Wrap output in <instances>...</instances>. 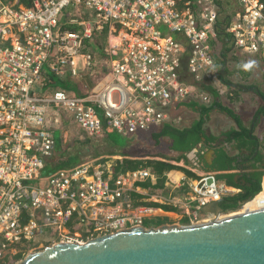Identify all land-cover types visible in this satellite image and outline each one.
<instances>
[{"label":"built area","instance_id":"1","mask_svg":"<svg viewBox=\"0 0 264 264\" xmlns=\"http://www.w3.org/2000/svg\"><path fill=\"white\" fill-rule=\"evenodd\" d=\"M235 5L220 18L216 0H30L26 6L0 0V261L42 231H52L47 239L79 243L145 226L165 215L160 204L189 208L180 225L264 208V174L237 210L202 217L205 205L240 188L210 170L187 181L184 195L171 196L148 195L136 185L156 179L147 168L113 177L110 163L82 162L44 172L60 115L89 135L148 132L166 116L161 105L186 97L209 101L200 84L217 78L218 36L264 53V1ZM67 8L72 13L63 14ZM105 26L100 57L93 37ZM184 57L196 82L180 75ZM83 75L91 85L79 82L77 92L54 85V77L73 83ZM133 193L159 205L135 203Z\"/></svg>","mask_w":264,"mask_h":264},{"label":"crops","instance_id":"2","mask_svg":"<svg viewBox=\"0 0 264 264\" xmlns=\"http://www.w3.org/2000/svg\"><path fill=\"white\" fill-rule=\"evenodd\" d=\"M226 6L223 5L224 11ZM221 40V42L220 40L217 41L223 47V51L220 53L221 57L215 56L213 53L216 72L220 73L225 58L226 73L221 78L223 80L226 79L227 82L239 83L246 89L234 88L229 86L227 82L226 84L223 83L218 78L208 80L200 84V86L209 96V101L204 102L192 97H186L180 101L172 100L165 105H161L159 109L166 116L152 130L157 131L164 123H169L177 128L189 127L195 120L200 118L201 108L210 105L215 99L220 105L226 107L228 112L216 106L212 107L207 113L204 123L205 134L218 137L216 145L223 144L227 154L233 158V166L229 170L213 172L216 175L227 172L235 173V178L244 174L260 172L262 177L264 174V53L242 51L233 46V43L223 38V36ZM215 46L217 45L215 44ZM94 47L101 57L102 48L98 49L96 45ZM249 63H251V66L245 69L244 65ZM180 75L187 82L195 81L193 75L186 69L185 57L181 65ZM80 79V81H77L78 84L81 82L89 86L85 75ZM57 80L54 77V85ZM61 82H65V80ZM205 85H211L217 89V97H214L210 90L205 88ZM150 131H148L149 134ZM228 132L236 135L232 138H227L225 141L226 135L224 133ZM139 135L140 133L137 134L136 138H139ZM170 143L171 140L168 136H161L157 143L148 135V154L154 152L158 154L156 157L160 159H162V155H165V158H169L170 163L180 167V169H173L167 175L168 178L165 185L172 189L174 194L184 195L188 190L186 182L195 179L198 176V172L207 170L205 169L206 164L212 163L215 156L214 149L207 147L204 143H199L185 157H181L178 152H173L169 149ZM137 144L142 145L139 142H135L130 148ZM150 145L152 146L151 149H149ZM163 205L167 204H160L162 207ZM171 207L174 209H164L165 215L157 216L164 218L163 223H170L173 219L171 215H174L178 220L172 221V223L182 224L188 221L187 211H189V208L186 211L182 206ZM176 209L182 210L184 215L183 213H175L174 210ZM207 214L210 213L204 209L200 211V216L202 217Z\"/></svg>","mask_w":264,"mask_h":264},{"label":"water","instance_id":"3","mask_svg":"<svg viewBox=\"0 0 264 264\" xmlns=\"http://www.w3.org/2000/svg\"><path fill=\"white\" fill-rule=\"evenodd\" d=\"M225 62L224 58L222 78ZM227 84L246 89L239 83ZM220 202L203 209L222 214ZM14 264H264V208L194 225L134 226L79 243L58 241L28 252Z\"/></svg>","mask_w":264,"mask_h":264},{"label":"trees","instance_id":"4","mask_svg":"<svg viewBox=\"0 0 264 264\" xmlns=\"http://www.w3.org/2000/svg\"><path fill=\"white\" fill-rule=\"evenodd\" d=\"M22 2L25 6L30 4V0H22ZM216 2L221 9H223V0H216ZM222 16V18H226V14ZM106 31L107 27L105 26L100 34H94L93 40L98 49L102 48L100 40L106 35ZM220 32L221 31L218 29V33ZM218 40H220V42L222 41L220 36H218ZM216 76L226 84V79L223 80L218 73H216ZM60 83L64 88L74 90L72 83H67L66 81H60ZM205 88H208L211 94L214 97H217V89L211 85H205ZM214 106L228 112L226 107L220 105L214 99L210 105L201 108L200 118L195 120L189 127L177 128L169 123H164L157 131L152 130L150 131V134L147 133L150 135L151 139L157 143L161 136H168L171 140L169 149L173 152H178L181 157H185V155L199 143H204L207 147L213 148L215 153L212 163L209 165L206 164L205 169L210 171L229 170L233 166V158L227 154L223 144L216 145L218 137L212 135L208 136L205 134L204 130L207 113ZM114 133L117 132H105L102 136L97 138L95 135H89L88 133L79 130L72 139L65 142H63V137L61 135L60 139H55L54 148L51 156L46 160L44 172L49 173L58 168L71 167L82 162L110 163L113 177L126 170L147 168L152 174H154L156 179L155 182H152L151 179L137 182L136 185L141 190L146 191L148 195L162 194L171 196L174 194L173 190L165 185L167 179L166 175L173 169H180V167L170 163L169 158H165V155H162V159L157 158L156 156H158V154L154 152L145 155H133V153L130 152V146L137 142L136 136L139 133L122 135L124 141H120L115 137L118 135ZM224 135H226V141L227 138H232L236 134L228 132L224 133ZM235 175V173L228 172L216 175L218 180L240 188L239 192L227 194L221 198L220 206L224 212L235 211L243 201L252 197L260 188V172L244 174L237 179L235 178ZM144 197H146V195L139 193H133L132 195L135 203L159 205L158 203L143 200ZM171 206L172 205H163V208L166 210H173L174 208ZM158 218L154 219V221H157ZM148 220L144 223L147 227L157 226L161 223L152 225L151 223H148ZM39 242L40 241L30 242L27 246H34ZM14 256L15 258H21L22 253L18 252ZM0 264H9V262L5 259L0 261Z\"/></svg>","mask_w":264,"mask_h":264},{"label":"rangeland","instance_id":"5","mask_svg":"<svg viewBox=\"0 0 264 264\" xmlns=\"http://www.w3.org/2000/svg\"><path fill=\"white\" fill-rule=\"evenodd\" d=\"M227 6L225 7V11L222 12L220 14V18H222L224 14H230L232 13L235 8H236V5H235V0H227ZM229 7V8H228ZM69 10L71 13H72V9L71 8H67V9H64L63 11V14H66V11ZM223 10V9H222ZM87 17V16H86ZM107 25V24H106ZM161 30H165L164 27H161ZM219 41V40H218ZM216 45L217 46H214V49H213V53L215 56H220V53L221 51H223V47L221 46V44H219L217 41H216ZM72 85L74 86V91L77 92V87L78 86V83L77 82H73ZM55 86L57 87H61V83L60 81H56L55 83ZM60 121L58 122H55L53 125V135H54V139L58 140L60 139L61 135L63 137V142L65 141H68L70 139H72V137L76 134V132L79 131V129L75 126V124L72 122V120L65 114H62L60 115ZM53 122V121H52ZM118 136H115L117 137L120 141H124V137L121 135V134H118V133H114ZM113 135V134H112ZM148 133L147 132H144L143 134L141 133L137 138V142L141 143L142 145H135V146H132L130 148V152L133 153V155H145V154H148ZM102 136L101 135H98L96 136L97 138ZM136 147H138L136 149ZM152 146L150 145L149 146V149H151ZM109 162V161H108ZM175 213L177 214H180V213H183L182 210H179V209H176L174 210ZM230 212V211H228ZM227 213V212H225ZM184 215V213H183ZM171 217H173L172 221H178L176 219V217L174 215H171ZM158 217H153L152 219L148 220V223H151L152 225L153 224H163L164 222V219L163 218H158L157 221H154V219H156ZM172 221H170L169 224H172ZM177 223V222H175ZM158 224V225H160ZM178 224V223H177ZM84 227H79L80 230H82ZM52 231H42V233L39 235L38 239L33 241V242H38L40 241L38 244L34 245V246H20L16 249V252L12 253L9 257H8V262L9 264H14L15 262L19 261L20 259H22V257L27 254L28 252L30 251H34V250H38V249H41L43 248L44 246L46 245H50V244H53V243H56L58 241H63L64 239H61V238H57V237H53L52 239H47L46 236H48ZM95 235H97L96 233H94ZM90 239V238H89ZM86 239H83V241H86ZM26 245H29V243H27ZM18 252H21L22 253V256L21 258H15V254L18 253Z\"/></svg>","mask_w":264,"mask_h":264},{"label":"clouds","instance_id":"6","mask_svg":"<svg viewBox=\"0 0 264 264\" xmlns=\"http://www.w3.org/2000/svg\"><path fill=\"white\" fill-rule=\"evenodd\" d=\"M250 66H251V63H249V64H245V65H244V68L247 69V68H249Z\"/></svg>","mask_w":264,"mask_h":264},{"label":"bare ground","instance_id":"7","mask_svg":"<svg viewBox=\"0 0 264 264\" xmlns=\"http://www.w3.org/2000/svg\"><path fill=\"white\" fill-rule=\"evenodd\" d=\"M252 208H254V207H252ZM237 210V209H236ZM232 214H235V213H231V214H229V215H232ZM222 217H225V216H220L219 218H222Z\"/></svg>","mask_w":264,"mask_h":264},{"label":"flooded vegetation","instance_id":"8","mask_svg":"<svg viewBox=\"0 0 264 264\" xmlns=\"http://www.w3.org/2000/svg\"><path fill=\"white\" fill-rule=\"evenodd\" d=\"M232 46V45H231Z\"/></svg>","mask_w":264,"mask_h":264}]
</instances>
